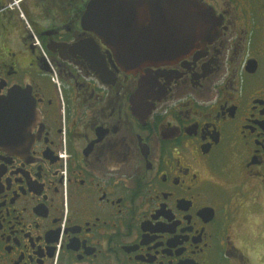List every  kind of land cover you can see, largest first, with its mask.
Here are the masks:
<instances>
[{
  "label": "flooded vegetation",
  "instance_id": "flooded-vegetation-1",
  "mask_svg": "<svg viewBox=\"0 0 264 264\" xmlns=\"http://www.w3.org/2000/svg\"><path fill=\"white\" fill-rule=\"evenodd\" d=\"M197 1L135 74L92 0H0V264H264V0Z\"/></svg>",
  "mask_w": 264,
  "mask_h": 264
},
{
  "label": "water",
  "instance_id": "water-1",
  "mask_svg": "<svg viewBox=\"0 0 264 264\" xmlns=\"http://www.w3.org/2000/svg\"><path fill=\"white\" fill-rule=\"evenodd\" d=\"M83 22L135 74L205 44L217 28L213 11L197 0H92Z\"/></svg>",
  "mask_w": 264,
  "mask_h": 264
}]
</instances>
